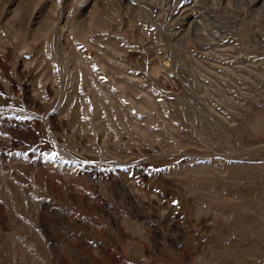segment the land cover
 Segmentation results:
<instances>
[{
	"label": "rangeland",
	"instance_id": "374dc122",
	"mask_svg": "<svg viewBox=\"0 0 264 264\" xmlns=\"http://www.w3.org/2000/svg\"><path fill=\"white\" fill-rule=\"evenodd\" d=\"M0 264H264V0H0Z\"/></svg>",
	"mask_w": 264,
	"mask_h": 264
}]
</instances>
